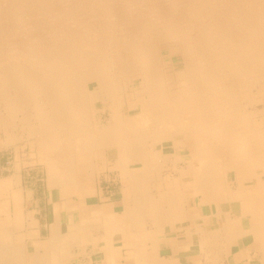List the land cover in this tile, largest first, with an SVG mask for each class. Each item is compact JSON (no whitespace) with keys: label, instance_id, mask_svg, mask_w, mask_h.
I'll list each match as a JSON object with an SVG mask.
<instances>
[{"label":"bare ground","instance_id":"1","mask_svg":"<svg viewBox=\"0 0 264 264\" xmlns=\"http://www.w3.org/2000/svg\"><path fill=\"white\" fill-rule=\"evenodd\" d=\"M53 7L79 8L59 15V23L40 16L44 24L35 22L34 12ZM31 24L40 29L27 30ZM12 25L26 26L23 38ZM11 32L18 41L5 46L3 34ZM95 102L111 109L105 125L95 122ZM19 123L47 181L62 191L72 183L76 193H89L95 170L116 159L109 167L130 179L133 199L143 200L139 185L160 177L171 161L172 169L191 170L197 193L246 200L254 221L240 231L260 248L245 250L264 264V0H0V141H15L10 130ZM164 138L172 139L168 156L154 150ZM184 139L193 141L189 155L178 153L188 148ZM100 152L109 158L103 165ZM19 179L18 171L0 178V264H65L81 227L57 234L52 225L40 249V226L24 207L31 191Z\"/></svg>","mask_w":264,"mask_h":264},{"label":"crops","instance_id":"2","mask_svg":"<svg viewBox=\"0 0 264 264\" xmlns=\"http://www.w3.org/2000/svg\"><path fill=\"white\" fill-rule=\"evenodd\" d=\"M115 176L122 180L117 188L114 186L109 190L108 187L104 189L101 186L103 181H117ZM156 177H149L150 180L145 182V185H139V191H147L143 200L137 198L139 202L132 198L130 179L121 176L118 169H96L94 188L89 193H83V190H80V194L76 193L72 183L63 191L61 187L47 186L43 205V198L35 195L36 189L26 187L25 190L31 191V199L28 202H31L38 227L40 226L38 236L42 240L39 248H44V239L51 235V227H57V234H66L69 227L78 225L81 227L80 243L72 248L75 255L71 258H66L68 252H65V264H252L253 255L248 258L246 253L247 249L252 251L253 241L251 244L248 241L251 234H242L243 230L240 231L249 229V224L251 226V215L247 211L246 200L222 198L216 201L212 196H203L195 191L193 182L185 180L183 170L161 169L160 177ZM169 178L171 181H168ZM169 192H172L173 197H169ZM214 204L217 205V212ZM41 205L44 207L41 208ZM137 206L138 208H135ZM133 207L138 209L137 213ZM94 216L97 221L100 220V225L96 223ZM126 219L128 222L132 219V222H129V225L127 222L125 227H122ZM78 220L80 223L82 221L81 225ZM115 225L121 226V230ZM233 233L239 235L235 236ZM201 235L205 236L207 241L203 237L200 238ZM108 236L111 240H108ZM198 239H204L205 242ZM199 243L204 245L201 247ZM205 253L207 254L204 255ZM213 253L217 255H214V259Z\"/></svg>","mask_w":264,"mask_h":264},{"label":"rangeland","instance_id":"3","mask_svg":"<svg viewBox=\"0 0 264 264\" xmlns=\"http://www.w3.org/2000/svg\"><path fill=\"white\" fill-rule=\"evenodd\" d=\"M58 8H59V10H60V12L58 13V15H57V12L59 11L58 10ZM67 8V9H66ZM70 7H53V9H56V10H51V11H49L48 13H47V11H45V13H43L44 11H42L41 12V10L40 11H37V12H34L33 13V16L35 17L34 18V20H35V22H37V23H39V22H41L42 23V25L44 24V21L45 22H48V20L49 21H56L57 20V23H59L60 22V16L62 15H65V13H66V15H67V11H69L70 9H71V11H73L75 8L76 9H78L79 7H75L74 9H73V7H71L70 9H69ZM85 8H87V7H85ZM94 8H99V7H94ZM69 9V10H68ZM81 10H83V11H78V13H80L81 12V14L84 12V7H81L80 8ZM71 11H69L68 12V14L71 12ZM62 12V13H61ZM115 12V11H114ZM40 15H39V14ZM41 14H43V15H41ZM56 14V15H55ZM46 15V16H45ZM50 15V16H49ZM52 15V16H51ZM54 15V16H53ZM60 15V16H59ZM79 15V14H78ZM41 19V20H44V21H41L38 17ZM44 16H45V18H44ZM57 16V17H56ZM46 17H50L49 19H46ZM37 18V19H36ZM42 18H44V19H42ZM56 18H58V19H56ZM39 19V20H38ZM52 19V20H51ZM59 21V22H58ZM34 24V23H33ZM33 24H31L32 25V27L30 26L29 28L27 27V30H30V31H33V30H35V31H37V30H39L40 29V24H36V25H34L33 26ZM41 25V26H42ZM8 26V25H7ZM7 26H5L4 27V29H3V31L5 30L6 31V33H7V31L10 33V30H12L13 28H16V29H18V27L20 28L18 31V33H21L20 34V37L21 38H23L24 37V35L22 34V32H25V31H27L26 30V26H24L23 27V25H22V28H21V26H17V27H14L15 25H12L13 26V28H12V26H11V29H8V28H10V25L8 26V28H7V30H6V27ZM39 26V27H38ZM25 28V29H24ZM36 28H38V29H36ZM23 30V31H22ZM25 30V31H24ZM4 31V32H5ZM22 31V32H21ZM3 34V38H6L7 40H5V42L6 43H3L5 46H6V44H7V41H9L8 39H15L16 37L18 38L19 37V34H18V36L16 35H13V33L11 32V35H8V34ZM4 35L6 36V37H4ZM14 36V37H13ZM10 37V38H9ZM12 37V38H11ZM17 38L15 39L16 41H18L17 40ZM177 51V47H174L173 49H172V52L174 53V52H176ZM173 59L175 60V61H177V60H179V56L176 54V55H174V57H173ZM164 61H168V57H166L165 59H164ZM95 107H97V112H96V115L94 116V119H95V122H97L99 125H105L106 123H107V121H109V116H110V113H111V109H104V110H100L101 109V106H100V104H99V102H95ZM101 114V115H100ZM99 120V121H98ZM104 121V122H103ZM17 129V130H16ZM18 129H19V131H18ZM22 130V133H21V130ZM25 130H23L22 129V126H20V123L18 124V125H16V128H14L13 130H10V132L11 133H14V135H19L21 138H19V136L15 139V141H9V142H7V140L6 139H4V141H3V138H2V141H0V178H2V177H6V176H9V175H11V173L13 174V173H15V172H19V174H20V179H19V186L21 187V185H22V187H23V189H26V187L28 188V189H31V188H34V189H36L35 190V195H37V196H41L42 198H43V196L47 193L46 192V190H45V188L48 186V187H50V188H53V187H55V185H51V184H49V182L47 181V178H48V176H49V174H48V171H47V168L45 167V164H44V162H42L41 160H40V158H39V155H37V154H39L37 151H35L36 150V147L32 144H30L28 141H30V139H32L30 136H27V135H25L27 132L25 131ZM20 133L22 134V135H20ZM26 137V138H25ZM30 137V138H29ZM181 137V136H180ZM180 137H174L175 139L177 138V139H181ZM26 139H28V140H26ZM172 139L171 138H164L163 140H161V141H159V142H157L156 144H155V146H154V150L155 151H157V152H160L159 150L160 149H162V153L163 154H167V156L168 155H171V148H170V145L172 144V141H171ZM15 142V143H14ZM193 141L191 140V139H184V143L188 146V148L186 147L185 149H180V151H178V153H186V155H189V153H191L193 150H194V148H193V143H192ZM160 145V146H159ZM35 148V149H34ZM166 149V150H165ZM182 150V151H181ZM35 151V152H34ZM108 151V154L107 155H112L113 153H112V150L111 149H108L107 150ZM112 154H111V153ZM187 152H189L188 154H187ZM33 153V154H32ZM36 156H35V155ZM26 155V156H25ZM28 155H30V156H28ZM34 156V157H33ZM23 157V158H22ZM29 157H31V158H29ZM37 159H36V158ZM25 158H26V161H25ZM28 158H29V160H28ZM24 159V160H23ZM32 161H31V160ZM96 159H99V161H101L100 162V165H103L104 164V162H105V160H108L109 158L108 157H106V156H104V153L103 152H100V154L96 157ZM22 160V161H21ZM31 163H30V162ZM35 161V162H34ZM37 161V162H36ZM116 161V159H110V161H107L108 162V167H106L105 169H116L115 167H113V168H111V167H109V166H111L114 162ZM16 162H19V163H17V166H15L16 165ZM23 164H22V163ZM26 162V163H25ZM172 162L170 161V162H167L165 165H164V167H166V168H164V167H162V169H172L171 168V166L173 165V163L171 164ZM169 164H171V165H169ZM181 164H185V163H181ZM180 165V164H179ZM170 168H169V167ZM184 166V165H183ZM15 167H18V168H16L15 169ZM20 168V169H19ZM174 168V167H173ZM11 169H14L13 171L11 170ZM11 170V171H10ZM183 171H184V176H185V180L186 181H189V182H192L193 181V179H192V177H191V170H189V171H187V169H183ZM116 172H117V170H116ZM115 172V173H116ZM23 173V174H22ZM118 173V172H117ZM117 173H116V175H117ZM2 175V176H1ZM158 178H159V176H157ZM227 177H228V179H232L234 176L232 175V173L231 172H229V174L227 175ZM115 178H116V180L117 181H103L102 182V184H101V186L105 189V188H107L108 187V189L109 190H111L114 186H115V188H117V185L122 181L121 179H119V177H117V176H115ZM264 178V175H261V176H259L258 177V179L259 180H262ZM169 181H171L170 179H169ZM229 183V182H228ZM246 184L247 185H249L250 184V181L248 182H246ZM23 191V190H22ZM43 191H45V192H43ZM45 198H43L41 201V204L43 205L44 203H45ZM44 201V202H43ZM41 205V208H43L44 206H42ZM24 207H25V210H29V211H32V209H33V207H32V204H31V202H28V203H26V201L24 202ZM2 212L0 211V214H1ZM254 221V218L253 217H251V222H253ZM20 230L21 229H14L13 231H12V233H13V235L15 234L16 236H18V233L20 232ZM16 231H17V233H16ZM19 240V239H18ZM248 241H249V243L251 244V242L253 241V243L251 244L252 245V251L251 252H256L259 248H260V246H259V241L258 240H255L254 241V238H253V236H249L248 237ZM256 246V247H255ZM33 247L32 246H30L29 247V250H31ZM253 255V254H252ZM255 255V254H254ZM253 255V259H252V264H258V259H257V257L256 256H254Z\"/></svg>","mask_w":264,"mask_h":264}]
</instances>
